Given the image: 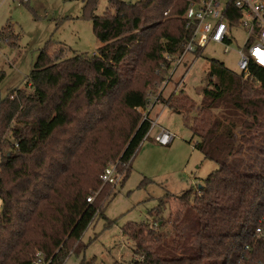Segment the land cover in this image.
Listing matches in <instances>:
<instances>
[{
	"label": "trees",
	"instance_id": "16d2710c",
	"mask_svg": "<svg viewBox=\"0 0 264 264\" xmlns=\"http://www.w3.org/2000/svg\"><path fill=\"white\" fill-rule=\"evenodd\" d=\"M98 1L86 6L97 53L54 58L44 48L27 87L0 101V264H35L38 252L47 264H63L116 188L103 184L106 167L118 163L121 183L127 178L152 122L139 109L150 86L168 79L166 56L175 58L191 35L192 0H107L103 15L94 13ZM140 78L151 85H136ZM202 95L192 123L197 104L188 96L166 105L175 100L170 107L217 169L193 203L192 191L178 197L172 219L162 215L166 199L151 210L157 228H122L135 242L130 264H264V236L256 232L264 228V67L252 63L244 78L211 59Z\"/></svg>",
	"mask_w": 264,
	"mask_h": 264
},
{
	"label": "rangeland",
	"instance_id": "374dc122",
	"mask_svg": "<svg viewBox=\"0 0 264 264\" xmlns=\"http://www.w3.org/2000/svg\"><path fill=\"white\" fill-rule=\"evenodd\" d=\"M88 2L0 0V101L10 90L27 87L33 65L44 48L54 58L97 53L101 42L93 29L86 7ZM107 7V0H99L94 13L103 15ZM233 34L235 38L229 44L228 52H225V44L210 41L200 54L188 53L170 81L166 78L157 87L150 86L152 79L136 81L140 86L146 82L145 89L150 86L147 110L153 120L158 118L159 125L141 143L124 182L111 190L109 196H104L100 202V215L80 241L74 242L63 264H130L137 256L133 253L135 242L122 231L127 223H150L157 228L151 210L162 200L167 199L162 211L166 219L173 218L180 203L178 197L183 193L192 191L189 201L194 202L199 186L217 169V164L195 148L199 138L193 135L184 116L170 107L175 100L172 99L169 106L166 104L173 97L188 96L197 104L188 114L189 121L193 122L203 100L202 89L206 85L210 60L218 59L230 70L238 71L237 50L243 44L244 30L237 28ZM145 73L148 71L143 73L144 76ZM139 112L146 114L145 108ZM160 127L175 135L171 144L161 145L154 141ZM109 222L111 225L107 226ZM183 228L186 229L185 224ZM169 229L173 230V227L169 225L162 233Z\"/></svg>",
	"mask_w": 264,
	"mask_h": 264
},
{
	"label": "built area",
	"instance_id": "2783aa9c",
	"mask_svg": "<svg viewBox=\"0 0 264 264\" xmlns=\"http://www.w3.org/2000/svg\"><path fill=\"white\" fill-rule=\"evenodd\" d=\"M185 17L186 27L191 29V35L175 58L171 55L166 56L167 60H172V68L167 81L171 80L188 53H201L210 41L225 44V52H228L229 44L235 38L233 31L237 28L244 30L243 44L237 50V72L244 78H249L252 63L264 67V62H262L264 60V0H192L189 2ZM183 79L181 85L184 82ZM179 90L176 93H179ZM145 110L144 115L147 116L150 112L147 107ZM158 125V118L152 120L146 137ZM174 137L175 135L170 130L160 127L155 140L161 145H168ZM101 178L104 185L115 188L121 184L124 173L118 169V163H110ZM94 199L95 195H90L87 201L93 202ZM2 205L3 202L0 199V209ZM256 232L264 236V228L258 227ZM35 264H47L41 252L36 254Z\"/></svg>",
	"mask_w": 264,
	"mask_h": 264
},
{
	"label": "crops",
	"instance_id": "0c3cea01",
	"mask_svg": "<svg viewBox=\"0 0 264 264\" xmlns=\"http://www.w3.org/2000/svg\"><path fill=\"white\" fill-rule=\"evenodd\" d=\"M149 116H150V113H149ZM150 118H151V117H150ZM151 119H152V118H151ZM152 120H153V119H152ZM170 131H171V130H170ZM158 133H159V132H158ZM150 135H151V134H150ZM154 141L156 142L155 137H154ZM172 142H173V141H172ZM172 142H171V143H172ZM157 143H158V142H157ZM171 143H170V144H171ZM168 145H169V144H168Z\"/></svg>",
	"mask_w": 264,
	"mask_h": 264
},
{
	"label": "snow or ice",
	"instance_id": "6c2138e0",
	"mask_svg": "<svg viewBox=\"0 0 264 264\" xmlns=\"http://www.w3.org/2000/svg\"><path fill=\"white\" fill-rule=\"evenodd\" d=\"M262 62H264V60H262Z\"/></svg>",
	"mask_w": 264,
	"mask_h": 264
}]
</instances>
